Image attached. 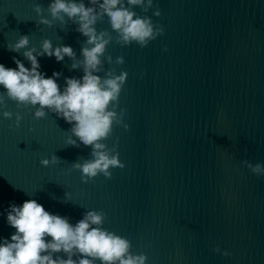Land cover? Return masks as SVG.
<instances>
[{
  "label": "water",
  "instance_id": "water-1",
  "mask_svg": "<svg viewBox=\"0 0 264 264\" xmlns=\"http://www.w3.org/2000/svg\"><path fill=\"white\" fill-rule=\"evenodd\" d=\"M50 2L0 0L5 67H16L13 57L30 67L22 52L7 48L20 35L38 50L44 39L53 47L71 46L82 59L87 38L75 30L78 25L54 21L37 28L34 5L46 9ZM153 3L159 17L155 7L148 13L133 9L164 28L145 48L117 44L107 17L96 24L113 37L102 57L113 59L111 65L105 60V71L128 73L117 111L126 109L129 129L114 125L104 141L111 148L118 138L125 165L111 169V179L101 174L82 183L72 163L90 158L91 149L66 146L71 125L62 118L47 113L34 119V108H17L7 98L0 106V239L15 232L6 222L9 204L35 199L73 225L84 212L103 210V227L130 240L133 254L147 255L146 264H264V176L242 163L264 164V0ZM120 56L125 63L116 65ZM37 59L46 78L62 72L61 90L64 77L83 75L82 68L70 70L67 57ZM17 112L23 117L18 128ZM53 154L61 162L41 166ZM216 246L231 255L214 252Z\"/></svg>",
  "mask_w": 264,
  "mask_h": 264
},
{
  "label": "clouds",
  "instance_id": "clouds-1",
  "mask_svg": "<svg viewBox=\"0 0 264 264\" xmlns=\"http://www.w3.org/2000/svg\"><path fill=\"white\" fill-rule=\"evenodd\" d=\"M88 3L90 6H86L84 0H51L46 9L40 4L34 5V11L40 17L37 28L41 24L51 27L54 21L65 26L68 21L78 25L75 30L87 38L80 51L82 59L71 46L53 47L49 39H44L38 50L29 47L28 35H20L14 44H7V48L22 52L30 67L16 57L12 58L15 68L0 63V88L4 90L0 92V106H6V98L15 102L17 108L31 106L35 109L33 118L37 120L45 118L47 113H54L71 125L66 146L90 147V158L82 163L78 160L72 163L85 184L101 174L111 179V169L125 167L117 151L118 138L111 148L104 141L112 135L114 125L129 129L123 121L126 109L117 111L128 73L121 71L117 75L115 68L105 71V60L111 65L113 59L111 55L105 60L102 57L113 37L108 30L97 31V22L107 17L116 33V43L121 47L136 43L145 48L164 34L162 25H154L151 17L140 16L133 10L139 7L148 13L155 7L153 15L159 17V6L154 5L153 0H88ZM45 12L51 19L44 16ZM42 56L55 57L57 62L67 57L72 61L70 70L82 68L83 75L80 78L64 77L65 85L61 90L57 80L62 72L54 71L46 78L37 59ZM124 63L123 56L115 60L116 65ZM101 72L104 76L99 75ZM2 115L8 120L13 117L10 111H3ZM22 119L17 112L16 128L20 127ZM60 162L55 154L40 160L43 167ZM242 163L258 177L264 176V164L253 165L247 160ZM68 195L65 193L66 200ZM106 218L103 210H88L73 225L68 217L46 211L35 199L25 200L21 205L10 203L6 222L15 232L10 239H0V264H146L147 255L133 254L130 240L103 227ZM213 251L225 257L231 255L219 246Z\"/></svg>",
  "mask_w": 264,
  "mask_h": 264
}]
</instances>
